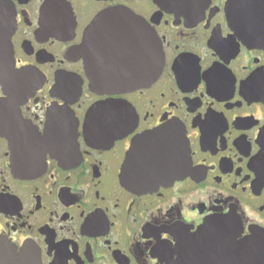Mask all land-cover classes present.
I'll use <instances>...</instances> for the list:
<instances>
[{"label": "flooded vegetation", "instance_id": "flooded-vegetation-1", "mask_svg": "<svg viewBox=\"0 0 264 264\" xmlns=\"http://www.w3.org/2000/svg\"><path fill=\"white\" fill-rule=\"evenodd\" d=\"M3 1L17 79L0 86V236L16 251L31 264H191L208 224L231 220L235 241L264 231V0ZM100 16L154 31L164 62L150 84L90 86L83 39ZM166 127L178 178L125 184L134 138ZM218 250L201 240V264H223Z\"/></svg>", "mask_w": 264, "mask_h": 264}, {"label": "water", "instance_id": "water-1", "mask_svg": "<svg viewBox=\"0 0 264 264\" xmlns=\"http://www.w3.org/2000/svg\"><path fill=\"white\" fill-rule=\"evenodd\" d=\"M182 0H167L168 4ZM190 5H198L202 0H183ZM255 3L256 0H247ZM176 7V5H174ZM258 9L236 10L242 19L258 18ZM115 18V14L110 16ZM110 25V26H109ZM107 26V27H106ZM253 26V25H250ZM14 28L9 14V7L0 0V86L14 88L16 70L13 66L11 32ZM83 39L84 50H91L88 60L90 86L96 90H103L109 85L105 83L106 75L118 76L115 87L132 89L143 87L159 75L163 67V52L154 31L148 29L143 20L126 21V25L114 19L107 20V16H100L90 25ZM261 39L253 41L259 43ZM93 60V61H92ZM94 108L87 115L86 129H90L89 117ZM171 128L166 127L152 132H145L134 138L121 167V178L125 184H130L139 190H146L152 186L167 183L178 178V170L171 168L168 158V136ZM154 150V151H152ZM219 228L199 231L189 241V257L191 264H201V240L211 242L212 246H221L223 264H264V231H252L242 240H236L234 227L228 229L231 220H219ZM230 223V224H228ZM0 264H31L24 252L16 251L15 246L0 236Z\"/></svg>", "mask_w": 264, "mask_h": 264}]
</instances>
